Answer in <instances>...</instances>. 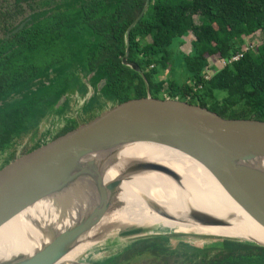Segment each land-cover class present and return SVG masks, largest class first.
Here are the masks:
<instances>
[{"label":"trees","instance_id":"1","mask_svg":"<svg viewBox=\"0 0 264 264\" xmlns=\"http://www.w3.org/2000/svg\"><path fill=\"white\" fill-rule=\"evenodd\" d=\"M76 3L66 11L63 5L45 3V10L31 14L30 22L9 37L5 34L16 24L0 8V168L17 156L13 146L19 140L32 131V138L38 136L36 129L47 113L66 109L57 105L64 93L86 91L83 78L95 91L87 112L145 99L150 91L156 99L177 98L223 116L264 120V0ZM186 37L192 41V46L187 42L189 50L181 47ZM127 48L128 61L140 71L123 63ZM240 52L225 66L218 61ZM210 63L212 74L206 78ZM102 80L105 85L99 89ZM218 91L226 94L218 97ZM60 122L54 118L22 152L61 131L55 130ZM171 240L166 234L111 239L105 250L109 254L93 261L134 264L151 257L158 264H264V246L255 242L218 238L199 246L183 238Z\"/></svg>","mask_w":264,"mask_h":264},{"label":"water","instance_id":"2","mask_svg":"<svg viewBox=\"0 0 264 264\" xmlns=\"http://www.w3.org/2000/svg\"><path fill=\"white\" fill-rule=\"evenodd\" d=\"M146 9L147 6L128 33ZM186 40L192 46L188 37ZM128 56L129 48L123 63L140 71L137 63L128 61ZM145 142L173 147L197 160L264 230V120L223 116L187 100L156 99L148 91L145 99L133 98L110 106L98 116L22 152L0 168V227L38 203L52 206L51 214L45 218L48 225L37 226L43 236L41 244L29 253L0 258V264H61L87 237H94L93 245L103 242L119 226L143 231L148 225H123V220L118 219L99 236L91 234L95 227L103 226L101 221L109 213L123 205L119 200L122 183L133 175L159 172L182 182L175 169L151 160L123 159V167L117 172L114 166L122 151ZM159 209L167 214L160 206ZM191 216L204 225H229L202 210H193ZM139 234L130 240L155 235L148 230ZM215 236L264 246L263 241L247 236ZM117 237L120 236L109 241ZM74 263L87 264L78 260Z\"/></svg>","mask_w":264,"mask_h":264},{"label":"bare ground","instance_id":"3","mask_svg":"<svg viewBox=\"0 0 264 264\" xmlns=\"http://www.w3.org/2000/svg\"><path fill=\"white\" fill-rule=\"evenodd\" d=\"M122 152L114 166L117 172L123 167V159L151 160L175 169L181 174L182 182L177 183L159 172L133 175L122 183L119 200L123 205L109 213L101 221L103 226L95 227L92 235L99 236L118 219L123 220V225H159L155 230L162 233L173 230L187 232L185 223H199L191 216L193 210H202L229 223L215 225L211 235L247 236L264 242V230L232 200L201 163L186 153L152 142L139 143ZM51 210L52 206L41 202L4 223L0 227V258L20 252L29 253L39 246L43 236L37 226L48 225L45 218L51 214ZM93 238L87 237L63 258L61 264H75L77 257L92 245ZM96 254L87 257L93 261Z\"/></svg>","mask_w":264,"mask_h":264},{"label":"flooded vegetation","instance_id":"4","mask_svg":"<svg viewBox=\"0 0 264 264\" xmlns=\"http://www.w3.org/2000/svg\"><path fill=\"white\" fill-rule=\"evenodd\" d=\"M45 3H49L50 7L63 5V6H61V8L64 11L69 10L73 6L77 5L76 0H0V8L7 12L8 17L12 16V18H13L12 21H13V23L16 24L14 26V28H12L5 35L7 37H9L10 35H12L14 33L19 32L24 26H26L30 22L31 14L33 15L34 13L43 11L47 8L44 5ZM185 44H187V41H185L181 47L188 49L187 47H185ZM50 71L53 72V69L51 68ZM100 82H102V81H100ZM100 82L98 83V88H99ZM82 83L84 86L87 87L85 94L82 93L83 91H80L81 88L77 87L79 91L76 90L74 92L64 93V95H62L57 101L58 106L61 104H64L65 107H67L66 105H68L70 102H73V101L75 103H79L80 109H78L75 114H73L72 112H67L66 109H64V111H62L60 113H56L53 111V112L46 114V115H50L49 124L52 122V120L54 118H60L62 120V122H60L58 124V126L55 128V130H57L58 128H62V130L57 132L54 135H50V137H48L47 139L52 138L53 136L58 135L61 132H64V131L70 129L77 124H80V123H83L87 120H90V119L94 118L95 116H98L104 110H107L110 106L118 104V103L110 104L104 108L93 110L92 112L85 111V107L89 103V101L91 100L92 96L95 94V91L91 87L90 83L88 82V78H86V79L83 78ZM104 85H105V82H104L103 86ZM101 88H99V89H101ZM92 104H93L92 106L96 107L98 102L93 101ZM68 121L73 122L72 125H68L67 127L64 126V124ZM48 126H46L43 130H40L39 125H38V128L36 129L38 131L37 137L35 136L34 138H32L31 136H32L33 131L30 132L25 138L28 137L29 138L28 140H30V138H32L30 140L31 144L29 142L30 145L28 144L26 146H28V147L32 146L35 143L36 139L38 137H40V133L45 131ZM55 130L53 129V131H55ZM26 146H24V148Z\"/></svg>","mask_w":264,"mask_h":264},{"label":"rangeland","instance_id":"5","mask_svg":"<svg viewBox=\"0 0 264 264\" xmlns=\"http://www.w3.org/2000/svg\"><path fill=\"white\" fill-rule=\"evenodd\" d=\"M254 41L256 42V40H254ZM257 42H259V40ZM177 45H178V42L175 41L173 43L172 47L176 48ZM185 47L189 48L190 47L189 43L185 44ZM165 76L166 75L163 74V77H165ZM178 76H179V78H181L180 74ZM82 93L85 94L86 91H83ZM225 94H226L225 91H218L217 92V96L218 97H222ZM78 109H80L79 103H75L74 101L70 102L67 105V107H66V111L67 112H72L73 114H75ZM49 119H50V115H46L40 120V123H39L40 130H43L46 126L49 125V122H50ZM28 139H29L28 137L27 138L24 137L23 139L19 140L13 146V147H15L14 148V152L16 153V155H19V154L22 153V151L24 149V146H25V143L28 141ZM30 144H31V141H30ZM1 161H3V160L0 159V163H1ZM185 224H186L185 226L188 229L187 232H182V231H177V230L174 231L173 230L171 232H166V233H163V234H166V235L170 236L172 238L171 241L174 242V243L176 242L177 238H183L186 241H189V242H191L193 244H196V245H199V246H201V245H203V244H205L207 242H210V240H214V239L220 238L219 236H215V235H211L210 234L211 231L213 230L214 226L204 225V224H201V223H197V224L195 223L194 224V223H191V222H188V223H185ZM157 227H159V225H154V226L153 225H148V226H145L143 228V231L148 230L149 232H152L153 234L162 233V232H157L155 230V229H157ZM128 228H131V227H127V226H121L120 227L119 226L117 228H114V230L110 231L109 234H107L105 236V238L103 239L104 240L103 242L101 241V242H97V243L93 244L89 249H87L85 252L80 254L77 257V260L82 262V263L92 264V261L89 260L87 256H92L96 252H97V254L94 256V259L96 257L101 256L102 254H104L103 256L108 255L109 251L107 252L105 250L108 247V244H110V242H111V241H109V239L112 238L113 236L118 235L121 238L126 239L124 241H127V240H130L131 238H134L137 235H140L139 233L143 232L142 229H129V230H127ZM195 231H198V232H195ZM120 237H117V238H120ZM107 239H108V241H107ZM113 239H115V238H113ZM103 246H105V247H103ZM134 264H158V261L154 262L153 258L148 257L146 259L145 258L136 259V260H134Z\"/></svg>","mask_w":264,"mask_h":264},{"label":"built area","instance_id":"6","mask_svg":"<svg viewBox=\"0 0 264 264\" xmlns=\"http://www.w3.org/2000/svg\"><path fill=\"white\" fill-rule=\"evenodd\" d=\"M251 45H253V44H251ZM243 53L242 52H240V53H238V54H235L234 56H232V57H230V58H220L218 61H219V63L222 65V66H225V65H227L228 63H231L233 60H237V58L239 57V56H241ZM211 62L212 63H214L212 60H211ZM211 67V63L210 64H208L207 66H206V69H205V72H206V78H210L211 77V74H212V70L213 69H211L210 68ZM175 99H177V98H175Z\"/></svg>","mask_w":264,"mask_h":264}]
</instances>
